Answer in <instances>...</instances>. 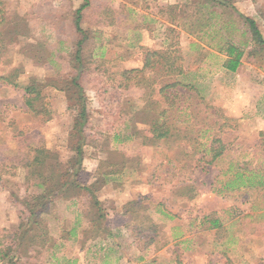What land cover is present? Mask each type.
Listing matches in <instances>:
<instances>
[{"label":"rangeland","instance_id":"1","mask_svg":"<svg viewBox=\"0 0 264 264\" xmlns=\"http://www.w3.org/2000/svg\"><path fill=\"white\" fill-rule=\"evenodd\" d=\"M188 2L182 0L177 5L176 27L167 31V44L177 48L179 63L186 68L183 75L172 79L188 86L178 87L174 102L181 108L173 114L177 119L174 124L187 140L172 136L152 145H143L141 138L128 136L126 124L110 129L97 98V89L117 84L115 73L126 61H142L145 57L144 48L129 46L133 41L129 40L132 35L128 30H142L139 11L146 10L148 2L90 0L83 11L81 25L89 38L83 45V67L79 71L89 123L102 131L100 138H93L84 147L83 166L90 173L96 167L95 174L114 171L119 179L98 190L106 215L98 226L93 222V228L94 209L85 197L74 203L69 199L55 200L42 215L47 242L26 254L25 264H264V185L217 192L237 170L264 175V58H243L236 72L221 69L222 55L201 50L199 43L190 46L191 38L182 33H187L184 29L194 20ZM232 2L239 12L257 21L264 36V0ZM82 3L83 0H0V21L3 15L8 19L0 25V45L6 47L0 50V77L18 69L16 86L0 79V217L8 223L9 216L17 210L13 199L28 193L23 168L10 171L13 174L5 171L4 165H12L8 157L27 143L43 144L63 161L71 155L68 148L74 111L67 108L65 92L53 85L42 89L51 111L49 120L42 122L27 110L22 88L31 77L62 85L75 74L77 36L72 16ZM135 8L136 13L129 12ZM219 12H223L220 23H234L220 33L243 40L246 30L237 15ZM22 20L27 22L28 35L8 32ZM52 21L54 26L47 24ZM151 29L154 36L165 32L160 26ZM24 32L26 29L21 27L19 33ZM197 57L203 59L200 67ZM210 71L216 72L209 74ZM142 76L155 82L125 90L119 103L139 111L135 115L136 127L147 130L144 120L148 113L141 109L148 91L153 88V99L163 103L158 90L170 79L163 70ZM213 111L215 115H208ZM210 147L221 148L222 154L206 163ZM201 153H207L206 159L198 160ZM30 179L33 181L31 176ZM133 201L140 203L130 204ZM164 212L174 216L170 218ZM205 215L219 218V230L208 228ZM150 222L156 227L152 228ZM117 225L120 227L114 228ZM107 231L113 236L108 237L110 241L105 237ZM1 234L0 230V237ZM91 238H95L92 243ZM148 238L152 241L146 243Z\"/></svg>","mask_w":264,"mask_h":264},{"label":"trees","instance_id":"2","mask_svg":"<svg viewBox=\"0 0 264 264\" xmlns=\"http://www.w3.org/2000/svg\"><path fill=\"white\" fill-rule=\"evenodd\" d=\"M186 4L188 7L192 6L194 20L188 24L189 28L187 27L184 30L198 40L201 50L210 49L216 52V56L222 55L223 59L219 65L220 68L229 72H236L242 64L243 58H251V60L255 61L258 58H264V36L257 21L239 12L232 0H189ZM89 5L90 0H83V3L73 11L72 24L74 33L77 36L73 52L75 74L62 81V85L46 83L42 79L31 77L29 82L22 88L24 104L27 110L33 117H39L42 122L49 120L51 112L48 103L44 100L42 89L47 85H53L65 92L68 103L67 108L74 111L70 133L71 144L68 148L71 155L66 161H63L57 152L51 151L43 144L27 143L25 147H20L15 155L8 157L12 165H4L5 171L10 172L15 171L18 167L23 168L26 171L24 178L26 184L24 187L28 193L22 198L16 197L13 199L17 206L18 223L16 226L0 229L2 231V236L0 237V264H25L26 254L34 250L35 246L42 247L45 245L47 239L44 237L47 236V231L45 230L46 227L43 226L44 219L42 215L48 211L49 206L53 205L55 200L63 201L69 199V201L74 203L79 197H85L91 208L94 209L91 213L92 224L95 222L98 226L105 220V213L102 203L97 197V192L108 180L107 177L110 174H114V171H100L92 175L83 166L84 147L90 144L94 140L93 138H100L102 133V131L98 132L95 130L89 123L87 96L85 86L81 83V72L79 71L83 67V45L89 38L88 33L81 24L83 11ZM176 8L177 6L170 8L173 14ZM219 10L228 11L230 15H233V13L237 15L243 29L246 30V33L242 31V35L243 33L247 35L243 40L236 41L230 35L225 36L220 33L223 30H228L234 23L233 21L220 23L218 19L221 18L223 12H219ZM1 19L0 25L8 21L4 15ZM22 21L8 28V32L20 36L28 35L27 22L25 20ZM47 24L54 26L56 23L52 21L47 22ZM21 27H24V30L26 29L25 34L19 33ZM218 34L219 37H217ZM211 41L214 42L213 46H211ZM2 42L4 43L3 40ZM172 47L174 45L161 50L147 49L140 68H121L115 73L119 78L117 84L113 83L111 86L97 89V98L104 121L109 124L108 127L110 129L120 124H126L129 127L128 136L141 138L143 145H152L162 140H167L172 136L187 140L186 135H180L182 130L177 127L178 125L174 124L177 119L173 114L176 115L181 108L178 105L175 106L174 102L180 91L178 87L188 86L183 85L178 79H172L175 75H183L186 68L179 63L181 57L177 48L173 49ZM3 48H6L5 44L0 45V50ZM202 60V58H196L195 61L198 63V67H200ZM160 70H163L164 75L170 79L160 85L158 90L164 100L161 104L155 101L152 97L154 89L150 88L145 104L141 109L148 113L147 120H144L148 124V129L140 130L136 127L137 119L135 117L139 111L132 107L123 106L121 102L119 103V99L125 90L138 87L140 83L149 82V86H151L155 80L147 81L142 75L145 72L152 75ZM199 70L201 69L199 68ZM17 71V68L11 69L8 74L2 75L0 79L6 84L16 86ZM155 105L158 107H155ZM215 114L216 111L208 113L210 116ZM180 121L186 122L185 119ZM96 135L98 137H95ZM17 137L18 134L14 135V138ZM209 154L208 160L206 159L207 153H201L198 160L206 159V163H212L221 156L222 150L219 147L215 149L210 147ZM10 173L13 174L12 172ZM30 176L33 179L31 182L29 181L31 180ZM255 185H264V175L252 170L248 174L242 170H237L234 173V177L227 182H223L217 192L233 191ZM136 203L140 202L133 201L130 204ZM164 213L170 218L174 216L169 212ZM204 218L209 224V229L219 230L221 224L218 217L205 215ZM150 225L152 228L156 227L152 222H150ZM99 228L98 230H100ZM109 236H112V233L107 231L105 237ZM151 241L152 238H148L146 243Z\"/></svg>","mask_w":264,"mask_h":264},{"label":"crops","instance_id":"3","mask_svg":"<svg viewBox=\"0 0 264 264\" xmlns=\"http://www.w3.org/2000/svg\"><path fill=\"white\" fill-rule=\"evenodd\" d=\"M146 2V10H140L139 11V16L140 19L143 22V26H142V30H133L130 29L128 30L129 32H131V38H129V40H132V43H129V46L131 44V46H139L141 48H144L145 51L147 49L150 50H161V49H165L167 47H169L170 45L167 44L169 39L167 37V31L170 32V30H172V28L176 27V17L174 16V14L172 13L170 8H173L174 6H179L180 2H182V0H145ZM137 8L133 9H129L130 13H136ZM151 26H155L156 28L163 27L165 29L164 34L161 35H153V33L151 32ZM149 27V28H147ZM151 33V35L149 34ZM184 33L186 36L191 38V43L190 46H196L195 44H198V40L193 36L190 35L188 33L182 32ZM183 44V43H181ZM163 45V46H161ZM127 63H125V65L123 66V68L125 69H129V68H140L143 64V59L141 61V59H139V61L136 62H132V61H126ZM222 69V68H221ZM186 70V69H185ZM217 71V70H216ZM216 71H210L209 74H213ZM208 74V72L206 73ZM97 166V165H96ZM90 170H94L93 173H91L92 175H95V170L96 167L90 169ZM108 180L105 182L103 188L107 187L109 184L112 185V183H115L116 180H118V177H115L114 175L110 174L108 177ZM94 180V178H93ZM98 197V196H97ZM98 199L101 201H103V196H99ZM106 215V214H105ZM9 216V214H8ZM11 218V221H6L5 217H0V227L1 228H12L15 227L16 224L18 223V217H17V213L14 211V213L11 214V216H9ZM13 226H10V225ZM116 227V229H118L120 226H114V228ZM91 228H93V224L91 222ZM113 237V236H112ZM107 241H110L108 237ZM103 239V238H102ZM100 240L101 244H104V240ZM95 240V238H91V243ZM101 245V246H102ZM119 246H116V248H118ZM72 262L75 263V259H72Z\"/></svg>","mask_w":264,"mask_h":264}]
</instances>
